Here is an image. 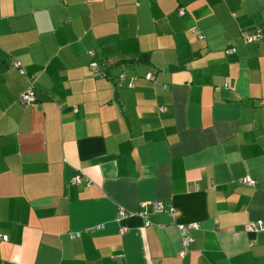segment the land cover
<instances>
[{"label": "crops", "instance_id": "crops-1", "mask_svg": "<svg viewBox=\"0 0 264 264\" xmlns=\"http://www.w3.org/2000/svg\"><path fill=\"white\" fill-rule=\"evenodd\" d=\"M257 29L264 0H0V264H264Z\"/></svg>", "mask_w": 264, "mask_h": 264}, {"label": "built area", "instance_id": "built-area-1", "mask_svg": "<svg viewBox=\"0 0 264 264\" xmlns=\"http://www.w3.org/2000/svg\"><path fill=\"white\" fill-rule=\"evenodd\" d=\"M184 13H185V11L183 8L180 7L177 9V14L179 16H183ZM263 34H264V29L263 30L257 29L253 34L246 37V42L255 41L256 39H258ZM199 38H201V37H199ZM88 54L90 55L91 58L94 59V52L93 51H89ZM10 67L12 69H15L16 71H18L20 75H24V71H23V69L21 67V63L19 61L13 60L10 63ZM88 68L97 77H100V78L106 77L105 73L103 71H101L98 63L95 60H92L88 64ZM143 78L146 81L155 82V78L150 73H146ZM123 79H124V75L121 74L119 76V81H122ZM134 80H136L135 77H132L129 79V87H132V82ZM19 102L23 106H29V105H32L36 102L35 95H34V86H33V78L32 77L29 78L28 88L19 95ZM260 106H264V100L260 102ZM82 182L86 183L87 185H90L89 181L85 177H83V175H81L80 173L75 174L69 180L70 185H75V184L82 183ZM242 182L246 185H254L255 184V181L252 179H249V178L242 179ZM150 205H151V209H152L153 213L167 212L172 218H174V216H175L174 208L171 206L166 207V205H164L160 201H153L152 203H150ZM132 215H133V213L127 212L124 209L120 208L118 210V213H117V220L118 221L125 220ZM138 216L143 218L145 220V224L148 225V221H147L148 213H147V211L139 212ZM199 228H200V226L197 223H188V224H182V225L177 226V230H178L179 235H180V251L178 253L179 258H181V259L184 258L187 255V253L190 251V247L194 243V238L192 236V233H193V231H196ZM243 230L249 234H255L256 235L258 233H261L262 231H264V220L259 219V220L248 221L244 225ZM125 232H126V228L121 227L120 233L123 234ZM75 236L76 235H72V237H75ZM5 241H7V237L5 235L0 234V242H5Z\"/></svg>", "mask_w": 264, "mask_h": 264}, {"label": "trees", "instance_id": "trees-1", "mask_svg": "<svg viewBox=\"0 0 264 264\" xmlns=\"http://www.w3.org/2000/svg\"><path fill=\"white\" fill-rule=\"evenodd\" d=\"M132 62H133V61H132ZM138 62H140V60H139Z\"/></svg>", "mask_w": 264, "mask_h": 264}]
</instances>
